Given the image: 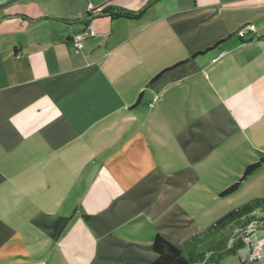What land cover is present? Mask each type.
I'll use <instances>...</instances> for the list:
<instances>
[{
	"label": "crops",
	"instance_id": "obj_1",
	"mask_svg": "<svg viewBox=\"0 0 264 264\" xmlns=\"http://www.w3.org/2000/svg\"><path fill=\"white\" fill-rule=\"evenodd\" d=\"M262 156L264 0H0V264H152ZM227 235L190 264H264Z\"/></svg>",
	"mask_w": 264,
	"mask_h": 264
},
{
	"label": "trees",
	"instance_id": "obj_2",
	"mask_svg": "<svg viewBox=\"0 0 264 264\" xmlns=\"http://www.w3.org/2000/svg\"><path fill=\"white\" fill-rule=\"evenodd\" d=\"M99 9L101 8L95 9L94 11H99ZM105 13L106 12L103 8L100 15L105 14ZM221 42H223V40L218 42L216 46H218ZM214 47L208 48L204 52H197L192 55V58L198 55H201L203 53H206L207 51L213 49ZM262 165H264V156H262L257 162L248 165L244 169L243 175L241 176V178L236 183H234L233 185H231L230 187L222 191L220 195H227V194L234 192L248 176H250L253 172H255ZM263 204H264V200L259 198L247 204H244L232 211H229L223 217L219 218L215 223H213L205 232L192 237L189 241H187L183 245L174 244L173 242L165 238L163 235L156 234L151 244L152 250L156 253V259L152 264H190L192 263L193 260L192 258H190V251L192 249L196 248L199 244L210 239L211 237L218 234L220 231L224 230L226 227L233 225L234 223L236 224L249 223L253 218L251 214L257 208L261 207ZM260 219L264 220V217H261ZM232 252L233 250H230V249L226 251L227 254H230ZM212 260L213 258H211V261Z\"/></svg>",
	"mask_w": 264,
	"mask_h": 264
},
{
	"label": "rangeland",
	"instance_id": "obj_3",
	"mask_svg": "<svg viewBox=\"0 0 264 264\" xmlns=\"http://www.w3.org/2000/svg\"><path fill=\"white\" fill-rule=\"evenodd\" d=\"M243 175V174H240ZM264 185V173H258L254 177L249 178L247 182H242L240 186L232 193L227 195H208L203 201L192 200L189 202V208L192 211L193 224L197 226H203L207 230L215 223L219 218L223 217L229 211H232L244 204H247L255 198H263L264 190L261 188ZM251 221L260 219L261 217L252 215ZM241 224L245 223H234L229 227L222 230L223 234H227L228 242L231 241L232 233L236 228L240 227ZM205 230V231H206ZM230 231V233H229ZM241 241H250V236L248 240L240 239ZM172 242V241H171Z\"/></svg>",
	"mask_w": 264,
	"mask_h": 264
},
{
	"label": "built area",
	"instance_id": "obj_4",
	"mask_svg": "<svg viewBox=\"0 0 264 264\" xmlns=\"http://www.w3.org/2000/svg\"><path fill=\"white\" fill-rule=\"evenodd\" d=\"M255 29L254 24H249L246 27L241 28L238 32L237 35L244 39L248 36L250 31H253ZM88 32L87 31H82L78 33L76 36L73 38V43L74 47L77 51L81 50L84 45V40L87 38ZM19 57V56H18ZM160 96L155 97V101L159 100ZM154 103L152 102L150 106H153ZM261 227H264V220L263 219H257L254 221H250L249 223L241 224L240 227L236 228L235 231L232 233V238L231 241L229 242L230 248L234 246V244L237 243L238 240L243 238L244 240H248V237L251 236L254 232H256L258 229ZM262 246L257 245L253 248L250 259L253 261H257L261 258L262 256ZM211 253L207 254V258L210 256ZM193 264H201V261H196Z\"/></svg>",
	"mask_w": 264,
	"mask_h": 264
}]
</instances>
